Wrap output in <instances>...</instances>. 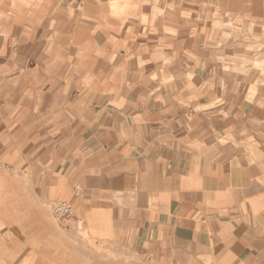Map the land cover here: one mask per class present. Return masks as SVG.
I'll list each match as a JSON object with an SVG mask.
<instances>
[{
	"label": "crops",
	"instance_id": "crops-1",
	"mask_svg": "<svg viewBox=\"0 0 264 264\" xmlns=\"http://www.w3.org/2000/svg\"><path fill=\"white\" fill-rule=\"evenodd\" d=\"M176 1L0 0V28L16 26L0 33V192L14 186L2 200L18 223L0 221L16 239L10 264H115L99 249L150 264H264V81L250 95L260 72L237 51L248 41L226 46L211 18L195 22L199 5H182L191 15L181 18ZM135 4L117 15L114 54L104 25ZM153 8L163 13L145 33ZM231 47L237 65L216 67L213 52ZM53 198L72 202L82 225L50 231L45 213L50 235L37 241L29 225Z\"/></svg>",
	"mask_w": 264,
	"mask_h": 264
},
{
	"label": "rangeland",
	"instance_id": "rangeland-1",
	"mask_svg": "<svg viewBox=\"0 0 264 264\" xmlns=\"http://www.w3.org/2000/svg\"><path fill=\"white\" fill-rule=\"evenodd\" d=\"M117 0H115L116 3ZM154 5H158L159 0H145V3H151L153 2ZM219 0H196V2L193 4L192 0H177L174 3L168 4V5H177L179 8L178 13L181 18L189 17L191 15V12L185 11L184 6L182 5H199L198 9L194 12V20L197 23H200L203 19V17H206L208 20L211 18L213 20V30L214 34L216 35L218 30L222 28V34L223 36H226L225 45L229 46L233 44L234 39L239 40L243 39L245 41H248L247 43L242 45V49L239 48V42H238V53H242L243 57H241L239 60H241V66L243 68L249 69V67H252L255 70H258L259 78H255L254 81H252L254 84L252 85L249 83L248 86V93L250 95L254 94L255 87L264 81V41H258L257 46H251V43L249 42V39L251 36L254 35L255 39L260 40L262 37L264 39V0H226V2L223 3V5H229V11L234 12L235 5L239 6L237 17H233V15L225 14L219 12L218 2ZM223 2V0H222ZM152 5V4H151ZM203 5V6H202ZM206 5H215V10L212 13H208V11H205ZM14 7V11L11 12L13 14L19 13V10H16V7L19 8L23 5H12ZM36 6V5H35ZM137 5H131L127 9L123 10H116L112 9L110 11V14L112 15L113 19L108 20V22L104 25V30L108 29L109 31H112V34H106V31H104L105 39L108 44L115 46L114 54L118 52V49L122 47V42L120 39V35L122 32V24H117L116 18L117 15L121 16L127 12L128 9H134ZM152 6V7H153ZM133 7V8H132ZM181 7L183 9H181ZM181 9V10H180ZM163 11L159 9H152L151 15H148L143 11L141 22L144 26V32H152L154 33L156 31L155 24L160 21V17L162 16ZM119 21V19H118ZM122 21V20H120ZM16 26L13 25H7L0 28V33L3 35L4 38L8 37H15L12 30H15ZM11 29V30H10ZM206 32L209 30L204 29ZM163 31H166L164 29ZM168 31V30H167ZM183 32V31H181ZM201 33V26L194 25L190 29V35L193 34H200ZM256 36L258 38H256ZM228 37V38H227ZM9 42L4 41L1 43V46H7ZM221 44H223L221 42ZM124 49L126 51H129V48L124 45ZM99 52V51H98ZM234 48L231 47V51L225 52V56H219L217 55L218 52H213L214 56V64L216 67H221L225 70H232L230 67H235L237 65L235 63V56L234 54ZM254 53V55H258V57H255L252 59L253 61L249 59V54ZM239 58V57H238ZM112 59V58H111ZM239 63V62H238ZM243 78L248 77L249 75L247 73L242 74ZM107 77L105 74L99 75V80L104 81ZM111 78V77H109ZM2 159V158H1ZM3 160V159H2ZM1 172H5L4 167L0 169ZM11 176L16 177V174L13 172H8ZM3 186L0 183V190ZM19 189V185L15 187L16 190ZM79 188H76L75 190L78 191ZM14 191V186L8 188V191L6 193L0 192V221H5L7 226L14 225L16 226L18 223L15 218L10 217V214L14 213L10 211L12 207H7V201H3L2 199L5 197H9V195ZM4 194V195H3ZM59 198H53L44 202H41L39 205V215L37 217V220L35 218L34 223H30L29 229H34L37 231L36 234H34V238L37 241L46 240L47 236L50 234H47L45 230L42 229L41 225L42 223L39 222V218H42L45 213L49 215L51 225H48L46 227H50V231H55L58 233H65L68 234L69 227L73 229V231H79V227L82 225L81 221H75L72 217L71 219L62 222L60 219H58L51 211L50 204L57 201ZM14 202L11 203L13 205ZM6 205V206H5ZM7 208V209H6ZM76 213V209H75ZM74 213V215H75ZM41 215V216H40ZM24 224V223H23ZM25 225V224H24ZM43 226V225H42ZM78 227V228H76ZM82 237L84 235L82 234ZM12 239L16 241V239L13 237L10 233H2L0 232V264H10L11 257L10 254L12 251L7 247V244H9ZM34 246H36L34 244ZM97 254V258L99 261H110L112 260L115 264L123 261L125 264H150L151 262H148L147 260L142 262V258L134 253L123 255V254H117L112 253L109 250H97L95 251ZM14 254V253H13Z\"/></svg>",
	"mask_w": 264,
	"mask_h": 264
},
{
	"label": "built area",
	"instance_id": "built-area-1",
	"mask_svg": "<svg viewBox=\"0 0 264 264\" xmlns=\"http://www.w3.org/2000/svg\"><path fill=\"white\" fill-rule=\"evenodd\" d=\"M5 166L4 161L0 158V169ZM52 213L60 219L62 222H65L72 217H74V206L73 203L67 200H58L51 204Z\"/></svg>",
	"mask_w": 264,
	"mask_h": 264
},
{
	"label": "bare ground",
	"instance_id": "bare-ground-1",
	"mask_svg": "<svg viewBox=\"0 0 264 264\" xmlns=\"http://www.w3.org/2000/svg\"><path fill=\"white\" fill-rule=\"evenodd\" d=\"M58 201V200H57ZM52 204V203H51ZM51 204H50V208H51Z\"/></svg>",
	"mask_w": 264,
	"mask_h": 264
}]
</instances>
